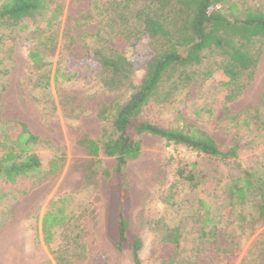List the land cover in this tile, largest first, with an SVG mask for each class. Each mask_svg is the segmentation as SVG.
Here are the masks:
<instances>
[{
  "label": "rangeland",
  "instance_id": "obj_1",
  "mask_svg": "<svg viewBox=\"0 0 264 264\" xmlns=\"http://www.w3.org/2000/svg\"><path fill=\"white\" fill-rule=\"evenodd\" d=\"M112 1L120 0H52L60 13L49 31L45 20L31 24L27 31L0 25V135L13 133L17 122L25 123L39 139L34 152L41 164L38 174L22 176L14 183L0 181V264H134L130 250H119L114 244L111 171L115 160L91 158L79 143L83 137L100 138L98 113L107 114L128 98L140 84L150 58L143 36L134 35L120 44L132 63V73L129 83L111 89L102 83L104 76L97 67L80 62L88 48L98 46V28L119 30L116 25L100 26ZM233 2L240 5L237 15L246 7L264 10V0ZM136 6L133 0L132 9ZM88 13L92 20L84 18ZM32 43L43 59L37 67L28 58ZM255 47L261 51L258 61L251 78L245 74L238 78L245 84L238 93L227 83L220 57L212 54L192 67L195 74L187 85L172 89L164 84L139 119L162 127L193 125L221 150L238 144L236 161L241 167L264 173L260 123L264 119L260 114L264 45ZM56 69L65 76L75 70L77 76L66 81L59 74L55 81ZM139 138L141 152L126 164L124 184L129 231L142 242L140 261L264 264V221L241 222L250 205L242 206L227 193L226 184L239 173L234 161L196 153L152 135ZM179 172L191 173L193 180L179 179ZM59 198L67 219L51 229L47 244L41 221L49 204ZM206 215L209 224L204 222ZM170 229L179 248L168 262L160 240Z\"/></svg>",
  "mask_w": 264,
  "mask_h": 264
},
{
  "label": "trees",
  "instance_id": "obj_2",
  "mask_svg": "<svg viewBox=\"0 0 264 264\" xmlns=\"http://www.w3.org/2000/svg\"><path fill=\"white\" fill-rule=\"evenodd\" d=\"M132 1H112L104 12L100 10L98 15L104 14L100 26L120 28L115 31L98 28L95 32L98 46L88 48L80 62L97 67L104 76L102 83L110 89L129 83L132 63L119 45L139 35L147 40L150 49L146 72L123 103L114 104L107 114L104 110L98 113L102 121L100 138L83 137L79 143L91 158H114L111 171L115 178L111 200L114 244L119 250L128 248L134 264H143L138 255L142 242L129 231V197L124 184L126 164L141 152V135L156 136L196 153L234 161L239 173L226 184L229 198L242 206L250 205L248 216L240 214L241 222L264 221V173L241 167L236 161L238 144L221 150L205 131L193 125L162 127L139 119L145 105L164 84L168 83L172 89L187 85L195 74L192 67L212 54L220 57V68L227 83L234 85L238 93L245 85L238 78L243 74L251 78L258 61L261 51L255 44L264 45V10L246 7L243 14L237 15L240 5L233 0H134L137 6L132 9ZM121 10L126 13L119 14ZM59 11L60 6L52 0H0V25L27 31L31 24L38 25L39 21L45 20L44 27L49 31L55 25ZM84 18L93 19L91 13ZM28 58L32 66L41 65L43 59L36 43L29 47ZM59 74L69 81L77 76V71L65 76L56 69L55 81ZM260 114L264 117V104ZM260 123L264 129V119ZM38 141L23 122L16 123L13 133L0 135V181L14 183L22 176L41 172L39 157L34 152ZM50 167L53 169V164ZM178 178L191 182L193 175L179 172ZM66 219L63 199L53 200L41 221L45 243L51 242V229L62 226ZM209 221L206 215L205 224ZM256 244L257 240L252 246ZM160 248L166 253L167 261H172L171 254L179 248L173 229L163 234Z\"/></svg>",
  "mask_w": 264,
  "mask_h": 264
}]
</instances>
